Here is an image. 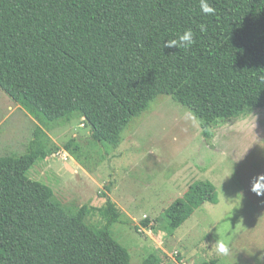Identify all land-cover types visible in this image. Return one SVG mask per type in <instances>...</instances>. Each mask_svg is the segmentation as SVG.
<instances>
[{
	"label": "trees",
	"instance_id": "1",
	"mask_svg": "<svg viewBox=\"0 0 264 264\" xmlns=\"http://www.w3.org/2000/svg\"><path fill=\"white\" fill-rule=\"evenodd\" d=\"M208 2L215 14L199 0H0V87L39 123L26 152L0 155V264H132L110 231L123 211L107 192L104 205L73 211L29 176L50 155L46 128L82 118L94 145L116 147L161 94L189 108L207 138L220 119L264 109V0ZM188 28L190 48L163 46ZM64 148L87 165L82 141ZM219 200L198 181L166 209L170 229ZM97 212L105 225L88 222Z\"/></svg>",
	"mask_w": 264,
	"mask_h": 264
},
{
	"label": "rangeland",
	"instance_id": "2",
	"mask_svg": "<svg viewBox=\"0 0 264 264\" xmlns=\"http://www.w3.org/2000/svg\"><path fill=\"white\" fill-rule=\"evenodd\" d=\"M14 102L0 87V137H15L0 145V155L26 152L39 124L25 109L13 111ZM46 130L50 155L38 159L29 176L50 185L73 211L104 205L107 192L123 211L110 231L129 250L132 264L152 253L162 264H264V195L252 191L255 178L264 174L263 108L220 119L210 138L195 114L168 94L130 121L116 147L94 145L92 127L82 118ZM71 138L85 145L87 165L64 148ZM200 180L218 188L219 202L205 203L180 228L170 229L166 209ZM88 222L107 223L98 212ZM217 240L226 243L227 254L216 250Z\"/></svg>",
	"mask_w": 264,
	"mask_h": 264
},
{
	"label": "clouds",
	"instance_id": "3",
	"mask_svg": "<svg viewBox=\"0 0 264 264\" xmlns=\"http://www.w3.org/2000/svg\"><path fill=\"white\" fill-rule=\"evenodd\" d=\"M201 12L205 15L215 14V8L210 5L208 0H199ZM203 30V29H202ZM195 34L191 28L186 29L180 33L176 38L168 39L164 41V47H177L179 49L187 50L192 45L195 44ZM252 191L257 195H264V174L255 178L252 184ZM214 247L219 253L227 254L228 247L226 243L222 240H217Z\"/></svg>",
	"mask_w": 264,
	"mask_h": 264
},
{
	"label": "crops",
	"instance_id": "4",
	"mask_svg": "<svg viewBox=\"0 0 264 264\" xmlns=\"http://www.w3.org/2000/svg\"><path fill=\"white\" fill-rule=\"evenodd\" d=\"M13 105H14V107H12V105L10 106V108L12 107L13 111L14 110L16 111L17 108L21 110V113H23V111H25L24 108H22V106L20 104H17L16 102H14ZM26 113H28V112L26 111ZM28 115H30V117L33 119V116L31 114H28ZM14 139H15V137L13 134H11V133L5 134L4 136L0 137V145L1 144H12L15 142ZM20 140H22V138H20Z\"/></svg>",
	"mask_w": 264,
	"mask_h": 264
}]
</instances>
